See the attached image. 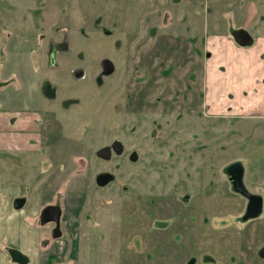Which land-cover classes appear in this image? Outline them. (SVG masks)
Wrapping results in <instances>:
<instances>
[{"label":"rangeland","instance_id":"rangeland-1","mask_svg":"<svg viewBox=\"0 0 264 264\" xmlns=\"http://www.w3.org/2000/svg\"><path fill=\"white\" fill-rule=\"evenodd\" d=\"M14 5L15 8H7L12 6L9 2L0 6V9L7 8L1 12L4 15L0 13V29H5L8 22L13 32L12 37L0 35V45L4 40L14 45L13 59L18 62L26 63L29 57L31 64L35 54L45 62L46 43L63 41L65 35L69 42H77L74 44L77 53L84 52L82 60L60 56L57 62L66 72L79 67L94 72L98 61L108 55L107 50L116 42L142 46L141 60L135 67L125 59L127 55H119L116 75L108 78V85L102 95H96L95 102L87 97L95 90L82 91V86L70 89V77L58 80L53 71L47 74L43 67L39 72L42 77L50 75L52 82H59V100L67 96L80 99L78 103L83 109L73 110L74 116L86 115L77 122L71 109L61 110L60 122L64 126L71 122L66 139L69 146L61 145L58 156L45 162L46 168L50 163L57 167L65 163L60 171L61 182L57 184L62 185L64 205L79 207L82 200L81 217L88 210L97 212L99 225L86 226V232H101L104 238L100 240L94 235L79 244L82 248L77 253L73 249L78 264H187L192 257L197 258L196 264H264V258L258 255L264 246V214L248 222L234 220L242 216L245 200L234 193L224 172L227 164L242 162L248 169L247 187L264 197V165L260 169L254 164L259 159L264 162V144H261L264 118L258 117L264 114V0H15ZM36 10L40 14L37 17ZM28 13L36 17L35 21H25L29 19L26 17L23 22ZM11 19L13 22H9ZM239 28L250 32L253 44L243 47L234 43L232 33ZM222 35L232 40L233 56L229 58L228 73L231 91L214 111L225 115L232 108L239 117L211 119L205 114L200 118L195 112L187 114V110L197 111V106H193L197 103L196 91L202 88V43L212 47L222 44L219 48L227 56L229 48ZM198 40L200 50L196 49ZM38 41L44 42L40 48ZM182 41L187 43L183 48ZM204 47L206 54L208 50ZM237 48L250 53L240 55ZM160 49L164 53L162 65L156 64L154 54H150L145 69L143 56L154 51L158 56ZM0 59L4 55L0 54ZM169 64L172 73L161 78L160 70ZM24 68L27 72V67ZM145 71L150 76L149 82H141L146 79H141ZM191 72L195 74L189 79ZM246 76L243 90L242 79ZM88 78L81 85L87 84ZM135 79L140 81L141 90H164L163 95L166 91L173 94L172 107L168 109L166 105L154 103V97H148L151 105L136 114L133 103L128 104L126 97L139 87ZM183 94H188L189 99L185 100ZM120 103H126V111H121ZM5 106L3 101L0 109ZM114 139L123 141L124 153H113L110 160L99 158L97 150ZM133 151H136V160L130 158ZM13 162L18 169L8 173L9 186L20 195L27 188L21 178V171L25 169L20 168L15 157ZM0 166L3 172L2 168L6 167ZM214 168L219 171L215 173ZM102 171L115 177L105 186L96 182V175ZM35 175L29 169L26 178L34 189L42 184L35 180ZM0 196L1 226L5 222L2 218L8 221L11 206L6 199L10 195L6 197L0 192ZM186 206L191 207L189 217ZM218 207L220 211L214 213ZM200 212L213 219L218 216L215 224L207 223L205 237L196 235L195 226L202 221ZM20 215L22 211L15 210L14 221L21 229ZM182 219L190 228L187 248L179 244L182 238L176 235ZM171 238L178 244L177 249L171 245ZM61 243L68 247L70 241ZM38 244L39 263L46 264L49 248L42 241ZM57 246L59 243L54 249L60 250L62 259L58 257L56 264L61 261L75 264L69 258V249L61 251ZM168 249H174L175 255L168 257Z\"/></svg>","mask_w":264,"mask_h":264},{"label":"flooded vegetation","instance_id":"flooded-vegetation-1","mask_svg":"<svg viewBox=\"0 0 264 264\" xmlns=\"http://www.w3.org/2000/svg\"><path fill=\"white\" fill-rule=\"evenodd\" d=\"M5 1L6 0H0V6L9 5L10 2L12 6L7 8H15V0ZM175 1L179 2L180 0ZM7 8L0 9V13L6 11ZM15 11L19 10L15 9ZM34 12L38 13L37 10ZM1 14L4 15V13ZM39 15L40 14L38 13L35 16L37 17ZM23 16L25 15L23 14ZM26 17H28L29 19L25 20ZM36 17L32 16L31 13H28L27 16L24 17L23 22H32V20H34V18L36 19ZM9 22H13V19H11ZM169 26L170 25H166V27ZM11 28L12 24L8 28L7 22V26L5 27V29H0V35H10L11 33H13L10 30ZM246 31L250 34L248 30ZM234 32L235 30L232 33L233 39H235ZM12 35L10 36L12 37ZM195 42L199 44L196 49L200 50L199 40ZM235 43L240 45L236 41V39ZM42 44H44L43 41L37 42L39 48V45ZM74 44H77V42H69L66 35L63 41L56 42L54 40H50L44 47V54L46 56L45 62L42 63V58L38 57L37 54H35V58L33 59L31 64L29 62V57L28 62L26 63L24 61L18 62L17 59H13V51H15L14 45H11L5 40L4 43L0 45V54L4 55V59H0V106L2 105L3 101L6 103V106L0 109V140L9 141L8 148L5 154H3L2 156L5 158V161L2 162H4V167H6V170L8 172H12L13 170L18 169L17 165L13 162V158L15 157L17 164L21 165L20 168L25 169L24 171H21V178L26 183L27 188L23 189L22 194L16 195L13 198L12 207L16 211H22L21 228L25 233L26 227H28L29 225L37 227L38 240H41L43 245L49 248V250L46 249L48 252L47 259H45V261H47L46 264H56V259L58 257L60 260L62 259V253L60 252V250L54 249L56 248V243H59V246L57 247H59L61 251H68L69 249V258L73 259L72 263L78 264L76 254H73V249L75 253H77L80 248H82V246L79 244H82L83 241L91 239L92 237H94V235L96 238L102 240L104 238V234L101 232L96 234L86 232L88 230L86 226H98L99 222L97 218V212L95 210H88L87 212H85L84 217H81V208L83 207L82 200L79 201V207H77L76 204L69 205L68 203H66L64 205V199L66 197L61 194L62 185L57 184L61 182L59 180L60 171H62V166L65 163H63L61 167L54 166L51 163L48 168L45 167L46 161H49V159H53L54 157L58 156L59 148L61 145L69 146L66 139H68L69 137V133L67 132V130L70 128L68 127V124L71 122L68 121L66 126H64L60 122L59 114L61 110L68 111L71 109L72 115L74 116L73 110H81L83 108L80 106V103H78L80 99L76 98L75 96H67L62 100H59L60 98L58 92L61 85L59 84V82H52L50 75L46 77H42V75H39L40 69L41 67H43V70H45L47 74H50L53 71V76L57 77L58 80L70 77L72 79L71 83L68 84L70 89L82 86V91L88 90L90 88L91 91L95 90L93 94H89L87 96L90 102H95L97 100L96 95H102V92L108 85V78L116 75L115 73L117 70V62L120 61V54L127 55L125 59L132 63L134 67L141 60L142 46L140 44H134L133 46H130L129 42H116L114 43L115 45H113L112 47L110 46L111 48L109 47L110 49L107 50L108 55L98 61L94 72H88V70L83 67L70 69L69 72L63 71L64 68H61L62 66L57 62L59 61L60 56L70 55L75 60L84 59V52L81 51L77 53ZM186 44V42L182 41L181 47H185ZM202 44L203 46L201 48L204 51L202 88L196 91L197 103L193 105L194 107L197 106V111L187 110L186 113L190 114L195 112L198 118H200L203 114L211 119L237 118L239 116L236 110L230 108V112H228L227 114L218 115L214 111L216 107H213L208 103L209 98H207L206 94L205 71L206 59L211 56V52L208 51L205 54V44ZM250 45L251 44L245 45L243 47H247ZM130 48L133 49V51H129L128 49ZM35 49L36 52H38L37 48ZM150 54H154L155 60H157L156 64L162 65L161 57L164 55L163 51L161 50V53L158 56H156V51H154L143 56L142 65L145 69H147L146 59L150 57ZM13 67L16 68V72H13ZM24 67H27V72H25ZM22 69L23 72H21ZM17 70H20V72H17ZM172 71L173 68L171 64H169L167 68H162L160 70L161 78L168 77L172 73ZM164 73L165 75H163ZM194 74V72L189 73V79ZM87 77H89L88 83L81 85V82ZM144 78L146 79L141 80V82L150 81V76L146 71L142 75L141 79ZM134 81L139 85V80L135 79ZM134 90L135 93H128L126 97L128 100V104L133 103L135 108L134 112L136 114H139L140 110H142L144 106L147 107L151 105L148 101V97H154V103H157L159 105H166L168 109L172 107V102H174V95L168 93V91H166L165 95H163L164 90H141L140 85L138 88H134ZM152 91L153 93L149 95V93ZM182 96L185 100L189 99L188 94H183ZM232 96L235 97V95ZM119 106L121 108V111H126V103H120ZM226 106L228 105H224V107ZM248 116L250 115H244L243 117ZM74 117V121L80 122L82 121L81 119H84L86 117V115H78ZM258 117L264 118V114H258ZM86 126H88V124H86ZM154 134L157 135L156 132H154ZM117 144H119L120 147L117 146ZM261 144H264V139ZM103 148L108 149L110 157L106 158L99 154V151ZM2 151L3 150L0 143V152ZM124 151L125 144L123 143V141L120 139H114L111 144L99 148L96 154L101 159L110 160L113 156V153H115L116 155H122ZM130 158L132 160L137 159L136 151H133L130 154ZM42 160L45 161L42 162ZM254 164L257 167L259 166L260 169H263L264 162L262 159H259ZM0 165L3 164L0 163ZM29 169L35 171V180L42 181V184L36 186L35 189L34 186L26 182L27 172L29 171ZM247 170V167L240 161L229 163L224 167V172L228 177V181L231 184L232 190L235 194L241 196L245 200V209L242 216L239 220L236 217L234 218L235 221H239L241 223L258 219L264 214V197H262L259 193H254L246 185L245 176L247 174ZM218 171L219 169L214 168L215 173H217ZM114 178V175L110 174L108 171H102L96 175V182L100 186H105L108 182L114 180ZM46 179L49 180V183H45ZM212 186L213 185H210V187ZM256 188L259 189V186L256 185ZM55 194H58L61 199H58L59 197L55 198ZM187 198H189V196L186 195L184 199L187 200ZM17 204L23 205L17 208ZM186 209H189L188 212H186L188 213L189 217V215H191L192 213L190 210L191 207L186 206ZM218 210L220 211V207H218V209H216L214 213H218ZM199 214L202 215V221L195 226V230L197 233L196 235L198 236L199 234L200 236L205 237V230L206 226L208 225L207 223L212 221L215 224L218 216L217 218L213 219V217L211 218L207 214L203 215L201 212ZM166 229H169V225L166 227ZM189 230V224L183 223L182 219V224L180 228L176 230V235L177 237L182 238L179 241V244L186 248L188 246L187 241ZM138 239L141 240L140 236ZM62 240L70 241L69 246L64 247L61 243ZM170 240H172L171 245L174 246V249H177L175 248V246H178V244H176L172 238ZM0 243L1 248L7 254L9 260H12L13 257L14 260L24 261L28 259L26 257L28 256L30 262H32L31 257L25 254L22 248L15 247L8 242L3 243V240ZM262 248H264V246ZM174 249L166 250V255L168 257L174 256ZM260 250L258 251V255L261 258H264L260 255ZM149 262H151V259H149ZM196 263V257H192L189 261H187V264ZM61 264L64 263H62L61 261Z\"/></svg>","mask_w":264,"mask_h":264},{"label":"crops","instance_id":"crops-1","mask_svg":"<svg viewBox=\"0 0 264 264\" xmlns=\"http://www.w3.org/2000/svg\"><path fill=\"white\" fill-rule=\"evenodd\" d=\"M222 38L227 41V46L229 48L226 50V52L229 51L227 56L225 55V53H222L219 48L222 44L217 43L215 47L205 45L207 47L206 49L211 52V56L206 59V94L207 98H209L208 103L213 107L219 106L223 102L227 94L231 91L228 82V73L231 69V66L229 65V58L233 56V51L230 50L232 47V40L229 39L226 35H222ZM216 40L217 38L214 37L213 41ZM239 51L240 55H243L245 52L250 53V50L239 49ZM244 78L242 79L243 90L246 87L248 76ZM224 81H227L226 86L224 85ZM0 143L3 150L2 152H0V160L5 161V158L2 156L3 154H5L8 148L9 141L0 140ZM2 164L4 165V162H2ZM2 169H4L5 172H0V192L5 193L6 197L10 195V197L6 199H9L11 208L7 212L8 221L5 217L2 218V220H4L5 222L4 225L0 226V242H2L3 240V243L8 242L15 247L22 248L25 254L31 257L32 264H39L38 242L41 243V240H38L37 227L29 225L28 227H26L25 233L22 228L20 229L19 225L15 224V210L12 207V202L13 198L19 194L17 192H14L13 189H11V187L9 186V172L6 170V168ZM19 222L22 226V215L19 216ZM26 257L29 259L28 256ZM12 260H9L7 254L1 248L0 243V264H18L17 260H14L13 257Z\"/></svg>","mask_w":264,"mask_h":264},{"label":"water","instance_id":"water-1","mask_svg":"<svg viewBox=\"0 0 264 264\" xmlns=\"http://www.w3.org/2000/svg\"><path fill=\"white\" fill-rule=\"evenodd\" d=\"M234 36H235L236 41L242 46L252 44V42H253L252 36L244 29L235 30ZM117 146L120 147L119 144H117ZM99 154L106 157V158L110 157L109 151L107 148L101 149L99 151ZM20 200H22V199H20ZM22 205L23 204H19V205L17 204L16 207L19 208ZM259 253L262 257H264V248H262Z\"/></svg>","mask_w":264,"mask_h":264},{"label":"bare ground","instance_id":"bare-ground-1","mask_svg":"<svg viewBox=\"0 0 264 264\" xmlns=\"http://www.w3.org/2000/svg\"><path fill=\"white\" fill-rule=\"evenodd\" d=\"M30 262V260L29 259H27V260H17V263H19V264H28Z\"/></svg>","mask_w":264,"mask_h":264}]
</instances>
